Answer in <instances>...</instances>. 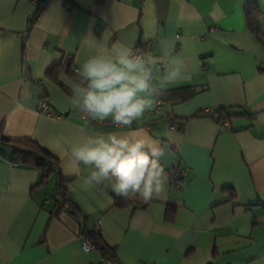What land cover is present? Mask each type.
I'll return each mask as SVG.
<instances>
[{"label": "crops", "instance_id": "0c3cea01", "mask_svg": "<svg viewBox=\"0 0 264 264\" xmlns=\"http://www.w3.org/2000/svg\"><path fill=\"white\" fill-rule=\"evenodd\" d=\"M31 25V0H0V133L32 139L59 159L67 192L116 246L117 262L81 245L79 221L53 200L52 174L0 155V264H264V0H43ZM259 9L261 34L245 6ZM92 37L184 61L155 110L133 125L164 148L165 172L186 170L183 186L161 197L114 205L111 180L86 184L63 149L86 135L126 134L70 103ZM160 75L159 72L156 73ZM48 104L50 114L38 110ZM238 114L218 120L205 109ZM173 119L174 121H171ZM183 124V125H182ZM168 176V175H167Z\"/></svg>", "mask_w": 264, "mask_h": 264}, {"label": "clouds", "instance_id": "9594fccd", "mask_svg": "<svg viewBox=\"0 0 264 264\" xmlns=\"http://www.w3.org/2000/svg\"><path fill=\"white\" fill-rule=\"evenodd\" d=\"M85 45L94 50L78 71L70 103L92 121L110 122L126 134L107 132L86 135L63 149L71 166L68 175L80 165L91 169L86 184L111 180L119 197L137 196L145 201L161 197L168 181L161 164L164 148L147 132L132 130L146 113L157 107V97L167 85L186 78L184 61L171 56L164 44L161 54L144 53L122 42L111 45L92 37ZM160 75L157 76L156 73Z\"/></svg>", "mask_w": 264, "mask_h": 264}, {"label": "trees", "instance_id": "16d2710c", "mask_svg": "<svg viewBox=\"0 0 264 264\" xmlns=\"http://www.w3.org/2000/svg\"><path fill=\"white\" fill-rule=\"evenodd\" d=\"M245 14L249 29L253 33L260 35L261 24L257 4L253 1L248 2L245 6ZM35 20L36 17L30 20L31 25L35 23ZM237 115L229 113L227 109L222 108L216 109L212 117L218 120H228ZM171 121L174 120L171 119ZM0 155L13 164L32 165L41 170V180L32 187V190L42 185L49 176L55 174L58 180L50 199L53 200L54 206L58 207L56 214L63 208H66L79 221L81 237L93 244V249L100 254L101 258L113 262L118 261L116 246L111 245L98 229L88 226L86 216L70 198L67 192V180L63 178L59 169L58 158L32 139L13 140L6 138L2 133H0ZM113 197L114 205L116 206H123L127 203L125 198L119 197L116 194Z\"/></svg>", "mask_w": 264, "mask_h": 264}, {"label": "built area", "instance_id": "2783aa9c", "mask_svg": "<svg viewBox=\"0 0 264 264\" xmlns=\"http://www.w3.org/2000/svg\"><path fill=\"white\" fill-rule=\"evenodd\" d=\"M31 1L35 5V11L31 17V19L36 17V20H35V23H36V21L39 19V17L41 16V14L43 12V9L45 7V2L43 0H31ZM149 48H150V44L145 43L142 47H140L136 50H138L140 52H144V50L148 51ZM38 110L41 112H46L47 114H49L53 117H57V115L50 114V112H48L49 107H48L47 102H45V101H41L39 103ZM213 111H214L213 108H207V109H205L204 112L207 114L208 113L210 114ZM167 175H168V179L170 181L171 189H173V190L180 189L183 186V181H184V178L186 176V170L181 168V167H174V168H171L167 171ZM49 200H50V197L47 198V201H49ZM81 245H82L83 250H85V251H90L94 248L92 243H90L88 240H86L82 237H81Z\"/></svg>", "mask_w": 264, "mask_h": 264}]
</instances>
